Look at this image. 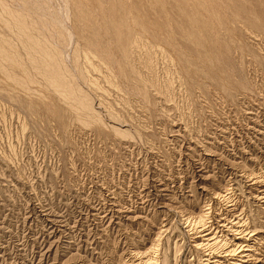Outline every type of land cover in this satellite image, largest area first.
I'll use <instances>...</instances> for the list:
<instances>
[{"label":"rangeland","instance_id":"374dc122","mask_svg":"<svg viewBox=\"0 0 264 264\" xmlns=\"http://www.w3.org/2000/svg\"><path fill=\"white\" fill-rule=\"evenodd\" d=\"M0 264H264V0H0Z\"/></svg>","mask_w":264,"mask_h":264},{"label":"bare ground","instance_id":"6f19581e","mask_svg":"<svg viewBox=\"0 0 264 264\" xmlns=\"http://www.w3.org/2000/svg\"><path fill=\"white\" fill-rule=\"evenodd\" d=\"M198 221H200V220H198ZM200 222H201V221H200ZM230 224H231V223H230ZM232 224H233V223H232ZM237 225H238V224H237ZM200 228H201V227H200ZM198 229H199V228H198ZM196 230H197V228H196ZM197 232H198V231H197ZM197 232H196V233H197ZM240 232H241V231H240ZM228 233H229V232H228ZM213 235H214V234H213ZM235 235H236V234H235ZM205 236H207V234L204 235V237H205ZM226 236H227V235H226ZM236 236H237V235H236ZM238 236H239V234H238ZM241 236H242V235H241ZM241 236H240V237H241ZM207 237H208V236H207ZM200 238H202V237H200ZM209 238H210V237H209ZM209 238H208V239H209ZM214 238H215V237H214ZM254 238H255V237H254ZM210 239H211V238H210ZM242 239H243V238H242ZM244 239H245V238H244ZM211 240H212V239H211ZM215 240H216V239H215ZM247 240H248V239H247ZM249 240H250V239H249ZM218 241H219V239H218ZM233 241H234V239H233ZM244 241H245V240H244ZM203 242H205V241H203ZM211 242H212V241H211ZM235 243H236V242H235ZM226 244H227V243H226ZM241 244H243V243H241ZM244 244H245V243H244ZM209 245H210V244H209ZM211 245H212V244H211ZM216 245H217V243H216ZM221 245H222V244H221ZM223 245H224V244H223ZM231 245H232V244H231ZM233 245H234V244H233ZM199 246H200V244H199ZM226 246H227V245H226ZM226 246H225V247H226ZM238 246L241 247V245H238ZM242 246H243V245H242ZM210 247H211V246H208V248H210ZM213 247H214V246H213ZM225 247H224V248H225ZM235 247H236V246H235ZM240 247H239V248H240ZM243 247H244V246H243ZM246 247H247V246H246ZM200 248H201V247H200ZM204 248H205V247H204ZM233 248H234V247H233ZM234 249H235V248H234ZM214 250H215V249H214ZM216 250H217V249H216ZM241 250H242V248H241ZM244 250H245V249H244ZM226 251H227V250H226ZM229 251H230V250H229ZM247 251H249V250H247ZM215 252H216V251H215ZM230 252H231V251H230ZM233 252H234V251H233ZM213 253H214V252H213ZM223 253H224V252H223ZM228 254H229V253H228ZM231 254H232V253H231ZM236 254H237V253H236ZM243 254H244V253H243ZM234 255H235V254H234ZM244 255H245V254H244ZM246 255H247V254H246ZM248 255H249V254H248ZM250 255H251V254H250ZM228 256H229V255H228ZM230 256H232V255H230ZM238 257H239V256H238ZM246 257H247V256H246ZM223 258H225V257H223ZM236 258H237V257H236ZM225 259H226V258H225ZM231 259H232V258H231ZM240 259H241V258H240ZM227 260H228V259H227ZM237 260H238V259H237ZM216 261H217V260H216ZM235 261H236V260H235ZM238 262H239V261H238ZM232 263H233V262H232ZM236 263H237V262H236Z\"/></svg>","mask_w":264,"mask_h":264}]
</instances>
